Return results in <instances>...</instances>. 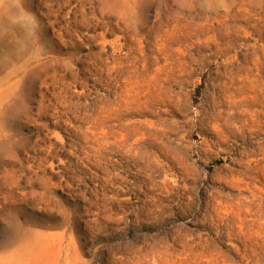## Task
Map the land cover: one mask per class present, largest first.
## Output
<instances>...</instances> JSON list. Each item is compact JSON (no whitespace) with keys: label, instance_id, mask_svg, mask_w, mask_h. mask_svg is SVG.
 <instances>
[{"label":"rangeland","instance_id":"rangeland-1","mask_svg":"<svg viewBox=\"0 0 264 264\" xmlns=\"http://www.w3.org/2000/svg\"><path fill=\"white\" fill-rule=\"evenodd\" d=\"M0 264H264V0H0Z\"/></svg>","mask_w":264,"mask_h":264},{"label":"bare ground","instance_id":"bare-ground-1","mask_svg":"<svg viewBox=\"0 0 264 264\" xmlns=\"http://www.w3.org/2000/svg\"><path fill=\"white\" fill-rule=\"evenodd\" d=\"M8 1V0H7ZM18 1H16V3H17ZM20 2V1H19ZM22 5V4H21ZM9 22V21H8Z\"/></svg>","mask_w":264,"mask_h":264}]
</instances>
